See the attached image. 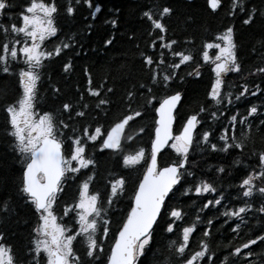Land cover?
I'll return each mask as SVG.
<instances>
[{"label": "snow or ice", "instance_id": "6c2138e0", "mask_svg": "<svg viewBox=\"0 0 264 264\" xmlns=\"http://www.w3.org/2000/svg\"><path fill=\"white\" fill-rule=\"evenodd\" d=\"M81 2L90 9L94 8L91 16L95 19L96 14L101 11V5L94 4L93 0H74L76 5ZM206 4L212 12H215L222 6V0H206ZM13 7L12 0H0V17L6 16ZM237 9L246 12L244 0H232L229 14L235 15ZM256 11L252 9L251 12H246L247 18L243 20V23H253ZM75 12L73 0H68L66 14L72 16ZM173 12V7L162 6L158 8V18L152 9L144 11L143 16L151 21L153 30L166 33L168 29L163 21ZM58 14L57 0H28L18 17L21 23L12 22L8 25L0 23V73L16 75L21 90L18 97L4 105V111L9 118L8 135L12 138L13 152L18 154L21 164L20 183L17 190L20 198L33 208L37 216L36 225L32 229L31 244L23 258L8 241L7 234L0 231V264H42V262L43 264H95L100 260L105 251L104 242L109 238L111 231L112 220L109 212L125 194L127 180L122 175L110 174L107 181L109 189L107 196L103 197L100 191L94 190L97 160L95 153L89 152V146L97 143L100 152L113 150L119 153L124 168L135 167L142 162L147 165L130 198V209L115 234L114 243L107 258V264H139L151 250L155 230L160 226V222L167 216L170 222L165 221V230L172 233L176 227L175 222L184 218L182 208L171 207L169 201L178 187L185 183L186 178L194 176V173L189 171L193 163L190 161V152L193 147H199L202 142L214 152H229L234 149L243 151L247 147L245 141L249 139L253 128L248 118L255 119L259 109L253 105L247 109V115H242L239 110L231 115L229 126L224 128L219 137L223 141L222 147L210 142L209 138L214 134L210 129L197 136L198 126H202L201 114L207 113L213 120L219 119L217 111H209V108L204 105L189 115L181 130L175 134L173 131L175 111L183 99V93L175 90L172 94L158 98L154 89L170 88L171 83L177 78L183 81L184 77H178L177 70L182 65L194 62L195 57L191 51L180 47V41L166 40L164 35H157L150 46L155 49L157 40L161 41L159 47L167 51V56L164 51H161L158 58L154 59L152 55L140 52L143 65L149 72V83L137 81L131 84V87L126 90L125 98L122 99L124 105L122 114L109 127L98 122L99 114L93 117V122L81 124L80 127L75 126L77 122L89 115L90 110H99V113L107 116L108 109L113 103L108 98V94L113 93L114 89L104 90L103 84L93 88L92 75L87 68L84 69L88 76L87 92L90 96L97 98L94 106L82 103L84 94L81 93L80 102L76 104L64 102L59 111H41L37 106L41 82L46 75L50 82L52 80L51 75L45 71L46 62L60 57L77 43L75 35H68L51 49L47 47L50 38L57 37L60 32L56 19ZM9 19L15 20L17 17L13 15L9 16ZM111 23L115 26L117 21L112 20ZM114 39V36L107 39L105 47L112 45ZM190 42L184 41L185 44ZM261 43L264 46V42ZM209 50H216L215 55L210 56ZM83 51L81 45V52ZM81 52L75 55L79 56ZM168 56L172 58L171 63L168 62ZM202 59L204 63L212 65V71L215 74V80L208 93L209 98L216 106L222 105L225 100L228 105H232L233 94L223 93L222 89L226 74L239 73L242 70L237 55L234 27L228 26L212 40L205 41L202 44ZM20 64L23 67H19ZM73 66L72 58H68L62 65L64 73L72 70ZM16 67L19 68L18 72L13 71ZM199 69L200 65L197 64L196 68L187 75L199 77ZM255 72L264 75V67H257ZM253 87L254 91L248 84H244L242 91L235 96V99L239 101L246 95L256 96L262 93L260 85H253ZM51 91L54 97L59 98L60 87L53 83ZM154 102L159 106L156 107ZM149 107H153L158 114L151 134L150 150L138 146L126 152L125 144L148 131L144 126L139 127L133 134H128L126 130L137 119H143L148 114ZM77 108H79L78 111ZM220 115L222 116L223 113ZM65 116L67 119L62 118ZM237 125L248 129L246 132L241 131L243 138L236 135ZM258 127L264 128V120L260 121ZM167 148L175 151L177 159L161 166L159 158ZM252 155L258 161L257 166L241 181L240 187L243 189L244 197H252L254 192L264 197V186H257V182L264 185V150L254 151ZM218 171L223 173L225 168L221 166ZM80 175L84 178L78 187V197L72 203H65L61 213L58 214V200L65 190L66 182L69 179L76 180ZM192 191L193 187L189 186L184 189L183 195L187 196ZM194 192L200 195L215 193L217 189L207 180H201L195 184ZM223 199L224 196L221 193L219 198L208 200L203 208L220 205ZM253 209L252 203H245L238 210H229L223 215L238 217L243 223L242 214ZM255 210L264 213V203ZM0 211L4 213L12 211L11 197L0 199ZM65 217H71L73 223H66ZM199 221L198 214L195 222L183 227L181 239L172 242L174 253L182 258V264H215L213 259L215 252L211 250L208 242L211 237L212 220L207 221L208 229L203 232L199 250L186 254L190 250V239L196 232ZM239 229L238 223L233 231L238 232ZM74 242L83 245V255L74 246ZM258 242L264 243V235L247 240L236 247L231 254L251 257L253 255L251 246L257 245ZM165 264H171V261H165Z\"/></svg>", "mask_w": 264, "mask_h": 264}, {"label": "trees", "instance_id": "16d2710c", "mask_svg": "<svg viewBox=\"0 0 264 264\" xmlns=\"http://www.w3.org/2000/svg\"><path fill=\"white\" fill-rule=\"evenodd\" d=\"M12 2L14 7L9 10L6 16L0 17V23L5 25L12 22L21 23L18 17L28 0H12ZM93 3L101 5V11L96 14L95 19L91 16L94 8H88L83 2L76 5L73 0L76 12L74 15L68 16L66 14L68 0H57L59 14L56 19L60 32L57 37L50 38L47 47L51 49L53 45L68 35H75L77 43L75 47L66 50L60 57L46 62L45 71L51 75L52 80L50 82L46 75L41 82L37 102L39 110L59 111L64 102L73 104L80 102L81 93L84 94L82 103L94 106L97 98L90 96L87 92L88 76L84 71L87 68L92 75L93 88L103 84L104 90L114 89L113 93L108 94V98L113 103L108 109L107 116L99 113V110H90L89 115L77 122L75 126L80 127L81 124L93 122V117L99 114L98 122L109 127L122 114L124 107L122 99L125 98L126 90L131 87V84L137 81L149 83V72L143 65L140 52L152 55L154 59L158 58L161 51H164L167 56V51L159 47L161 41L157 40L155 49L150 46L151 41L156 39L157 35H164L166 40L180 41V47L188 49L195 57L194 62L182 65L177 70L178 77H184L183 81L177 78L171 83L170 88L158 87L154 89L158 98L172 94L175 90L183 93V99L176 111L174 132L179 131L187 115L198 111L199 107L204 105L209 108V111H217L219 119L213 120L209 114H201L202 126H198L197 136L210 129L214 133L209 138L210 142L222 147L223 141L219 137L224 128L229 126L231 115L236 114L237 110L242 115H247V109L253 105L259 109L255 119L248 118L249 122L253 124V128L249 139L245 141L247 147L243 151L234 149L229 152H214L202 142L199 147H193L190 152V161L193 163L189 171H192L194 176L187 177L185 183L178 187L175 195L169 201L171 207L182 208L185 214L184 218L175 222L176 227L172 233L165 230V221L170 222L167 216L160 222V226L155 230L154 241L150 246L151 250L139 264H165V261H171V264H182V258L174 253L172 242L181 239L183 227L195 222L198 214L200 221L197 223L196 232L190 239V250L186 254L199 250L203 232L208 229L207 221L212 220L211 237L208 242L211 250L215 252L213 258L215 264H264V243L258 242L257 245L251 246L253 252L251 257L231 254L236 247L241 246L247 240L264 235V213L255 210L261 203H264V197L255 192L252 197H244L243 189L240 187L241 181L257 166L258 161L252 153L264 150V128L258 127L260 121L264 120V75L255 72L257 67H264V46L261 43L264 42V0H244L246 12H251L252 9L257 10L254 22L251 24L243 23V20L247 18L246 12L237 9L235 15L229 14L232 0H222V6L215 12L208 8L206 0H93ZM162 6H171L174 9L173 14L165 17L163 21L168 29L166 33L153 30L151 21L143 16L144 11L152 9L158 18V8ZM13 15L17 19L10 20L9 16ZM112 20L117 21L115 26L112 25ZM228 26L234 27L237 55L242 70L239 73L231 72L224 81L222 92L233 94L232 105H228L225 100L222 105L216 106L208 96L213 83V71L209 63H204L202 59V44L212 40ZM150 33L152 34L150 35ZM113 36L115 39L112 45L105 47V41ZM130 37L132 38L130 39ZM184 41L191 42L185 44ZM81 45L83 52H81ZM77 52H81V54L75 55ZM213 53V50H209L210 56H213ZM68 58H72L74 66L68 73H64L62 65L67 62ZM168 62H172L170 56H168ZM197 64L200 65L199 77L188 76L187 73L192 72ZM19 67L22 65L20 64ZM18 70V67L13 69L14 72H18ZM53 83L61 88L59 98L52 94L51 85ZM244 84H248L253 91L255 90L253 85H260L262 93H258L256 96L246 95L237 101L235 96L242 91ZM20 91L16 75L0 73V199L11 197L12 203L10 213L0 211V231L7 234L8 241L14 245L17 254L23 258L30 247L32 229L36 225L37 216L33 208L20 198L17 190L20 183L21 164L18 154L13 152L12 138L8 135L9 118L4 111L5 103L12 102L18 97ZM154 104L158 107V103L154 102ZM133 106L135 107V105ZM76 110L78 111L79 108ZM147 113L143 119H137L131 123V127L126 130L128 134H133L141 126L148 129L145 134L125 144L126 152L138 146L149 149L157 114L153 107H149ZM220 113L223 115L221 116ZM62 118L67 119L66 116ZM241 131L246 132L248 129L237 125L236 135L243 138ZM98 149V143L89 146V152H94L97 160V178L94 190L100 191L102 196L106 197L109 190L107 181L110 174L122 175L127 180L125 194L120 197L119 202L114 204L109 212L112 224L109 238L104 242L105 251L100 260L95 262V264H105L115 234L131 204L130 198L143 174L145 163L124 168L119 153L109 150L100 152ZM176 159L177 154L169 148L162 153L160 161L162 165H166ZM237 161L240 163H236ZM221 166L225 168L223 173L218 171ZM83 178V175H80L76 180L69 179L66 182L65 190L58 200V214L61 213L65 203H72L78 197V187ZM201 180L212 183L217 192L197 195L194 192V186ZM189 186L193 187V191L187 196L183 195L184 189ZM257 186L264 185L257 182ZM221 193H223L224 199L220 205L203 208L208 200L219 198ZM245 203H252L254 209L242 214L243 223L238 217L223 215L226 211L238 210ZM64 220L68 224L73 223L71 217H65ZM238 223L240 229L238 232H234L233 229ZM74 246L83 255V245L74 242Z\"/></svg>", "mask_w": 264, "mask_h": 264}, {"label": "water", "instance_id": "95a60500", "mask_svg": "<svg viewBox=\"0 0 264 264\" xmlns=\"http://www.w3.org/2000/svg\"><path fill=\"white\" fill-rule=\"evenodd\" d=\"M178 107V106H177ZM174 125V124H173Z\"/></svg>", "mask_w": 264, "mask_h": 264}]
</instances>
